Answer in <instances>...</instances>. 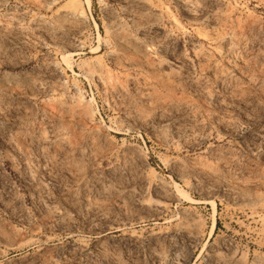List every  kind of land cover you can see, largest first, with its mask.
Returning <instances> with one entry per match:
<instances>
[{"label":"rangeland","instance_id":"1","mask_svg":"<svg viewBox=\"0 0 264 264\" xmlns=\"http://www.w3.org/2000/svg\"><path fill=\"white\" fill-rule=\"evenodd\" d=\"M88 3L0 0V264H264V0Z\"/></svg>","mask_w":264,"mask_h":264},{"label":"bare ground","instance_id":"2","mask_svg":"<svg viewBox=\"0 0 264 264\" xmlns=\"http://www.w3.org/2000/svg\"><path fill=\"white\" fill-rule=\"evenodd\" d=\"M89 3H90V0H87ZM88 3V4H89ZM40 242V241H39ZM5 243V242H4ZM13 243V242H12ZM41 243V242H40ZM2 246V245H1ZM0 246V247H1ZM32 247V246H31ZM25 249V246H23V245H16L15 247L13 246V245H8L6 248H5V250H2V251H0V259H2L3 261L2 262H4V261H6V259H7V257L9 256V255H11V253H16V254H18L19 252H22L23 250ZM34 249V248H33ZM23 253V252H22ZM26 253V252H25ZM40 253V252H39ZM21 254V253H20ZM24 254V253H23ZM27 254V253H26ZM33 254V253H32ZM29 254H27V256H28ZM21 257V256H20ZM21 259V258H20ZM25 259V258H24ZM13 262V261H12ZM5 264V263H4ZM7 264H8V262H7Z\"/></svg>","mask_w":264,"mask_h":264}]
</instances>
